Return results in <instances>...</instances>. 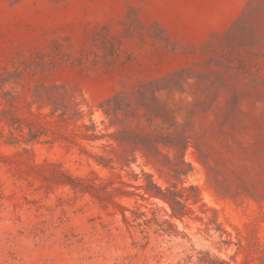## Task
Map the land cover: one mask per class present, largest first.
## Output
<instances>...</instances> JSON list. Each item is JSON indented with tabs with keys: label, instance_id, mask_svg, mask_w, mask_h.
Masks as SVG:
<instances>
[{
	"label": "rangeland",
	"instance_id": "obj_1",
	"mask_svg": "<svg viewBox=\"0 0 264 264\" xmlns=\"http://www.w3.org/2000/svg\"><path fill=\"white\" fill-rule=\"evenodd\" d=\"M0 264H264V0H0Z\"/></svg>",
	"mask_w": 264,
	"mask_h": 264
},
{
	"label": "trees",
	"instance_id": "obj_2",
	"mask_svg": "<svg viewBox=\"0 0 264 264\" xmlns=\"http://www.w3.org/2000/svg\"><path fill=\"white\" fill-rule=\"evenodd\" d=\"M109 112L110 111H107L108 114H110ZM115 112L117 113V109H115ZM182 141H183L184 147H186L189 143L188 137H183ZM150 185L157 188V191L152 192V191H150L149 186H147V187H145L144 185L141 186V188H144L146 193L149 194V197H158V198H163V199L166 198V192L161 187L157 186L153 181H150ZM177 203L179 205H182V203L180 201H177ZM174 215H176L175 211H174Z\"/></svg>",
	"mask_w": 264,
	"mask_h": 264
}]
</instances>
